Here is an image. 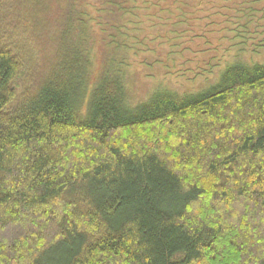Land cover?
I'll return each instance as SVG.
<instances>
[{
	"label": "trees",
	"instance_id": "trees-1",
	"mask_svg": "<svg viewBox=\"0 0 264 264\" xmlns=\"http://www.w3.org/2000/svg\"><path fill=\"white\" fill-rule=\"evenodd\" d=\"M263 54L264 0H0V264H264Z\"/></svg>",
	"mask_w": 264,
	"mask_h": 264
},
{
	"label": "rangeland",
	"instance_id": "rangeland-1",
	"mask_svg": "<svg viewBox=\"0 0 264 264\" xmlns=\"http://www.w3.org/2000/svg\"><path fill=\"white\" fill-rule=\"evenodd\" d=\"M253 59L255 61H264V54L260 56H253ZM162 72H159L157 74V77L154 79L151 78H144V83L147 82L150 87L153 86L154 82L160 79H164ZM168 79L171 80L172 82V87L175 89H178L180 91H185L188 89H194L200 85L201 78L199 77H194L192 75L189 76H181L177 77L175 74L174 75H168ZM143 91H140L139 94L141 95Z\"/></svg>",
	"mask_w": 264,
	"mask_h": 264
}]
</instances>
